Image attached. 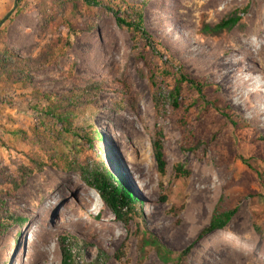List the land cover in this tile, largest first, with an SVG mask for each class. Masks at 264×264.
Wrapping results in <instances>:
<instances>
[{
  "label": "rangeland",
  "instance_id": "rangeland-1",
  "mask_svg": "<svg viewBox=\"0 0 264 264\" xmlns=\"http://www.w3.org/2000/svg\"><path fill=\"white\" fill-rule=\"evenodd\" d=\"M125 1L19 0L13 9L15 0H0V21L8 15L0 51L36 56L62 39L31 84L0 86L2 188L26 161L22 138L39 132L74 164L102 162L134 199L118 220L77 171L46 165L8 201L26 221L0 235V264H62L61 242L76 264H230L217 259L219 241L226 252L236 242L264 244V102L236 83L264 84V58L253 48L264 26L256 34L252 19L264 0ZM132 2L143 3L147 34L116 20L136 21ZM233 9L242 28L198 33L202 20L216 23ZM54 12L63 25L51 32ZM75 79L101 88L67 123L45 116L44 95H60ZM158 133L163 173L152 148ZM218 203L234 214L223 229L200 236Z\"/></svg>",
  "mask_w": 264,
  "mask_h": 264
},
{
  "label": "trees",
  "instance_id": "trees-1",
  "mask_svg": "<svg viewBox=\"0 0 264 264\" xmlns=\"http://www.w3.org/2000/svg\"><path fill=\"white\" fill-rule=\"evenodd\" d=\"M123 2L126 1L123 0ZM132 5L135 9L136 21L128 22L124 18L117 16V22L129 27L136 26L142 29L143 34H147L141 26L143 3L132 2ZM134 5L139 6L136 7ZM52 17L53 21L50 24L51 32L63 25L59 14L54 12ZM242 21V16L239 14L238 9H233L216 23L202 20L198 27V33L203 36L221 37L235 27L242 28L244 26ZM5 40V35L3 32H0V43L4 44ZM61 42L62 39L60 37L52 39L49 46L36 56H24L4 47L0 51V86L9 88L16 84H31L34 73L42 70L53 59L55 49ZM70 74L73 76L72 70H70ZM76 80L69 90L61 92L60 95L52 93L44 95L47 100V106L43 111L45 116H51L61 123H67L70 121L71 113L74 110L82 111L83 107L88 104L93 90L101 88V83L99 82ZM187 80L196 87H200L196 79ZM174 99L176 100V97ZM91 134L93 138L102 141L100 133L96 132L94 127H91ZM159 134L153 139L152 148L157 169L160 173H163L166 160ZM22 140L29 147V150L25 153L26 161L19 166L16 175L8 180L6 189H3L2 183H0V235L7 231L9 224L12 222L23 223L26 221L23 215L11 210L8 201L15 195L18 188L25 183L28 176L35 171H40L46 165L61 170L77 171L82 180L98 192L100 198L112 210L118 220H125V217L129 213L128 211L133 209L134 199L126 190V187L123 186L124 182L118 176H113L102 162L97 161L92 167L74 164L73 160L59 152L57 143L54 140L39 132H34L32 136H24ZM107 158L105 160L106 163L110 160V158ZM177 170H180V168L177 167ZM234 212V208L227 209L221 203H218L213 210L208 226L201 231L200 236L216 229H223ZM60 246L62 250V264H76V260L64 242H61ZM78 254L81 253L78 252Z\"/></svg>",
  "mask_w": 264,
  "mask_h": 264
},
{
  "label": "bare ground",
  "instance_id": "bare-ground-1",
  "mask_svg": "<svg viewBox=\"0 0 264 264\" xmlns=\"http://www.w3.org/2000/svg\"><path fill=\"white\" fill-rule=\"evenodd\" d=\"M252 16H253L252 19L254 22L253 26H254L255 33L259 34V31H261V28L264 26V4H260L258 6V9H256V12ZM252 42H254V41H252ZM252 42H250V40H248L247 44L248 43L251 44ZM249 44H248V46H249ZM253 45L257 46V47H253V48H256L255 49L256 52L261 53L262 54L261 56H263V58H264V36L263 37L260 36V39H258V42L256 44H253ZM251 49H252V47H251ZM236 83L243 86V87H247V86L251 87L253 94L258 95L260 97L261 101L264 102L263 94H261V91L264 92V84H262L261 81H257V79H256V80H252L250 83V82H248L247 79H244L243 81H240V82L238 81ZM236 92H237V94H239L240 97L241 96H244L246 98L249 97L248 95H244L245 93L244 94L240 93L238 90H236ZM128 187H129V189H131L130 183H128ZM82 205H84V204H82ZM96 227H99L100 230L105 231V229H104L105 224L103 221H98V225ZM105 233L108 234V231H105ZM235 244L236 245H233L232 247H230L228 249V251L226 252V251H223L224 246H223L222 241H219L217 247H215V246L214 247L217 249V254L218 255L222 254V256L217 255L218 256L217 259L222 260V262L223 261L224 262L225 261L230 262V264H244V263H248V262H252L254 264H264V244L263 243L255 242V244L253 246L247 247V248L241 246L239 244V242H236ZM217 259H214V260L216 261Z\"/></svg>",
  "mask_w": 264,
  "mask_h": 264
},
{
  "label": "water",
  "instance_id": "water-1",
  "mask_svg": "<svg viewBox=\"0 0 264 264\" xmlns=\"http://www.w3.org/2000/svg\"><path fill=\"white\" fill-rule=\"evenodd\" d=\"M18 1H19V0H15V4H14L13 9L16 7ZM7 16H8V15H6L5 17H3V19L0 21V24L2 23V21H4V20L7 18Z\"/></svg>",
  "mask_w": 264,
  "mask_h": 264
}]
</instances>
